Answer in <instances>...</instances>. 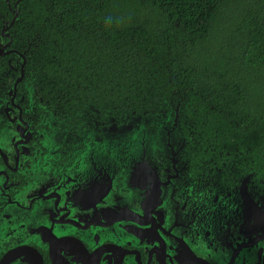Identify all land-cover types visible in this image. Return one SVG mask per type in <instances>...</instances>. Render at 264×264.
I'll use <instances>...</instances> for the list:
<instances>
[{
	"label": "flooded vegetation",
	"instance_id": "flooded-vegetation-1",
	"mask_svg": "<svg viewBox=\"0 0 264 264\" xmlns=\"http://www.w3.org/2000/svg\"><path fill=\"white\" fill-rule=\"evenodd\" d=\"M5 1L0 264H264L258 222L244 232L229 225L231 213L248 211L247 195L262 219L264 167L255 162L264 155L249 156L244 141L238 150L200 146L181 119V150L120 135L136 128L135 116L119 117L99 94L90 100L96 87L57 85L44 53L54 58L55 39L23 23L22 0Z\"/></svg>",
	"mask_w": 264,
	"mask_h": 264
},
{
	"label": "trees",
	"instance_id": "trees-1",
	"mask_svg": "<svg viewBox=\"0 0 264 264\" xmlns=\"http://www.w3.org/2000/svg\"><path fill=\"white\" fill-rule=\"evenodd\" d=\"M21 10L55 39L54 58L44 53L57 85L98 88L89 99L119 117L157 115L181 96L200 146L244 141L264 155V0H22Z\"/></svg>",
	"mask_w": 264,
	"mask_h": 264
},
{
	"label": "water",
	"instance_id": "water-1",
	"mask_svg": "<svg viewBox=\"0 0 264 264\" xmlns=\"http://www.w3.org/2000/svg\"><path fill=\"white\" fill-rule=\"evenodd\" d=\"M17 18V17H15ZM182 97L176 96L175 99L172 101L171 106L172 108H166L161 113L153 116H146L142 117L143 123H140V116H135L132 119L135 120L137 126L136 128H133L132 130H127L122 134H132L136 136L135 140L144 139L145 144L147 147L151 148H158L161 150H166L168 153L173 151L174 148L177 146L175 150H181L182 146L186 143V136L183 132V129L180 124V114L179 111L176 110V107L178 108V104L181 105ZM170 106V107H171ZM175 107V108H174ZM131 119V120H132ZM142 128H145L147 131V134L153 139L149 143H147V140L144 138V133H142ZM246 163L247 165H253L250 163L251 161H248ZM256 164L262 165L264 162H255ZM245 183V182H244ZM260 185L264 186V180ZM249 195L244 196L245 199V205H247L248 211L243 212V209L241 211V216H235L234 213H231L229 219L231 222L230 228L231 229H239L240 231H246V230H253L251 227L254 225H257L258 222L259 228L264 230V206L262 208V219H256L253 220V216H255V208L260 206V203L256 205L254 203L255 201L248 198ZM243 197V198H244ZM252 201V204L250 203ZM254 201V202H253ZM254 203V204H253ZM264 204V200H263ZM126 221V220H123ZM130 222H133L132 220H127ZM243 223L244 225L242 227L237 226V224ZM246 225V226H245Z\"/></svg>",
	"mask_w": 264,
	"mask_h": 264
},
{
	"label": "rangeland",
	"instance_id": "rangeland-1",
	"mask_svg": "<svg viewBox=\"0 0 264 264\" xmlns=\"http://www.w3.org/2000/svg\"><path fill=\"white\" fill-rule=\"evenodd\" d=\"M175 108V107H174ZM144 133V134H143ZM144 135V138L147 140V143H149L151 140H153L148 134L145 128H142V133Z\"/></svg>",
	"mask_w": 264,
	"mask_h": 264
},
{
	"label": "clouds",
	"instance_id": "clouds-1",
	"mask_svg": "<svg viewBox=\"0 0 264 264\" xmlns=\"http://www.w3.org/2000/svg\"><path fill=\"white\" fill-rule=\"evenodd\" d=\"M108 26H111V24H107Z\"/></svg>",
	"mask_w": 264,
	"mask_h": 264
}]
</instances>
